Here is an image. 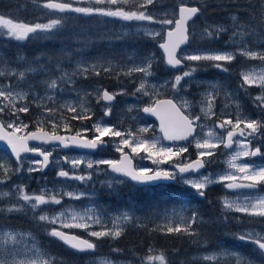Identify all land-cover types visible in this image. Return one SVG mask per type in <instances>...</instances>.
I'll list each match as a JSON object with an SVG mask.
<instances>
[{
  "label": "snow or ice",
  "instance_id": "1",
  "mask_svg": "<svg viewBox=\"0 0 264 264\" xmlns=\"http://www.w3.org/2000/svg\"><path fill=\"white\" fill-rule=\"evenodd\" d=\"M85 2V0H68V2H60V0H44L40 5L42 9L48 10L49 13H61L56 19H50L47 23H24L16 22L13 19L6 18L4 15H0V30H6V36L10 39L17 41H24L29 38L47 37L55 30L59 29L63 23L66 15L80 14L82 16H107L117 18L123 21H147L151 23L160 24L162 28L167 27V39L164 43H161L159 47L163 49L165 54V62L171 68H177L181 66L185 61L190 62H205L209 63L212 67H215L221 71H227L224 67L225 63L232 62L236 55L239 54L249 60H260L264 64V51H253L249 46L244 43L245 38L256 35V29L254 27H246L239 25L238 31H233L230 40L236 45V38L239 37V46L236 52H223L218 49H203L197 50L195 54H186L180 56L178 49L182 45H186L190 42L189 34V22L193 20L200 12L201 9L195 6L189 7L181 0L179 6L178 18L175 19H156L152 14H149L147 8L149 5H153L155 0H88L89 3L94 6L81 7L76 6ZM125 5L130 6L133 10H126ZM262 17H264V0H261ZM237 16H232L234 21L233 27L236 28ZM174 25V26H173ZM227 31L222 26H207L201 33L200 38L203 39H218L219 35ZM145 36L157 37L159 32H154L150 29L143 30ZM133 60V66L126 71L121 68V73L125 76H131L133 73H141L143 79L135 89V93H142L145 96L150 95L157 91L158 87L170 86L174 92H179L182 87V81L186 78L191 80L193 74L198 70L197 66H191L188 71H184L181 75L174 77L172 81H165L164 85L149 84V77L153 75L152 58L151 56L143 57L139 62ZM107 68L103 70L109 72L112 69V62L106 61ZM46 66H41L39 69L28 67L23 71L17 70L15 67H9L5 65V62L0 61V78L2 77H16L17 83L0 84V114H4L6 111L10 116H17L18 113L28 112L29 107L27 105L17 108V102L26 101L29 96V92L22 90L17 91L20 87V82L25 81L29 73L37 71H44ZM96 64L85 66L83 61H77V67L73 73L62 71L61 75L51 82L45 81L46 89L56 90L61 84L67 82L71 83L73 77L77 74H83L87 78L89 70H95ZM57 71H60V66L57 65ZM99 75V71L95 72ZM242 84L241 87L247 85L257 86L261 89V94L255 97L257 107L264 108V67L260 69H249L248 71L241 73ZM151 90V91H150ZM134 93V94H135ZM221 94L226 99L231 97V94L222 89V86L218 83H209L208 90L202 93V99L200 101L201 115L189 116L185 115L181 110L191 107V103L184 99L180 102V106H177L173 100H155L152 106H146L142 109L144 113H149L158 116L161 121V131L164 133L163 139L168 141H189L190 139L195 142V148L197 149V159L188 163H177L175 165V171L168 170L159 167V164L163 162H171L173 158L180 157L183 153H186L188 149L183 146L168 147L161 146L157 140H150L143 138L141 134L148 132V127H141L138 132H133L129 129L127 132H122L115 126H110L102 121H97L93 125L94 135L91 139L83 136L81 132H77L75 136L65 137L56 134L55 132L49 134L43 131L42 127H38L36 132H28L24 135H18L23 129H26L28 125L12 121L5 123L0 121V141L6 142L7 148H10L11 155L15 156L17 167L13 170L5 163H0V172H2V178H0V184L5 183L11 178V174L21 172L24 165L23 153H35L42 159L32 160L29 163L27 169L31 174L36 171H42L49 166L52 161V153L47 150H42L41 147H30L29 141H40L42 144H54L59 142V146L62 147H78L96 150L104 146L106 141L104 137L119 138V143L116 146V151L121 154L120 160L102 159V160H90L85 157L69 158L64 157L63 160L66 163L71 164L72 170L66 171L61 168L57 172L58 178L74 179L78 181H86L91 179V173L86 172L83 175H76V169L81 165H85L87 169L98 168L100 165H107L111 171L119 173L125 177H128L132 182L141 185L156 184L159 182H182L186 186L196 190V193L203 197L204 190L213 183H223L228 190L239 191L242 189L255 190L260 185H264V164H254L251 162H244L245 158H254L257 156H264V152H261V147L252 148V141L257 135L264 132V120L250 119L248 118L240 106L236 104L235 119L229 114L228 118H225L222 122L217 123L213 128H210L207 132H203L205 125L201 123V116L204 120H210L216 116L214 111L215 102L217 97ZM116 93H111L108 90H104L98 94V101L103 100L109 104L115 99ZM47 100L54 101L53 96H47ZM80 102L77 104L73 101H66L62 108L66 107L67 111L73 113V119L87 120L91 119L90 108L87 106L84 97L79 98ZM161 106H166L169 110L165 116L160 115ZM230 107L226 104L225 108ZM44 111L50 116L57 111L55 108L44 107ZM128 111H132L130 107ZM111 110L106 109L105 116H110ZM223 114V113H222ZM52 123L53 129L57 127V124L49 120ZM42 123V122H38ZM230 126V130H227V135L223 136L218 134L216 129L226 130ZM65 128H68L67 123L64 124ZM6 129H12L7 131ZM82 131L86 132L87 129ZM203 133V135H201ZM243 139H237V137ZM223 146L226 149H231L233 145L236 146V151L226 161L228 171L226 174L219 175L214 180L212 174L207 176H200L198 179L188 178L192 173H199V170L204 168L207 163H210L211 157H213L216 151ZM125 148L131 150V153L126 152ZM140 153H146L147 156L142 158H151L153 163L157 164L156 168L139 167L133 165V159L135 155ZM59 163V162H57ZM119 182V181H117ZM111 187V185H109ZM16 193L15 203L9 206L6 211L8 213L20 212L25 209H31L34 216L35 213L41 209L42 206L49 204L59 205L62 203L64 196L70 199L79 200L85 197L86 193H74L63 192L57 193L54 189L42 188L40 194H28L24 185H16L13 189ZM11 192L0 191V198L10 197ZM184 202H181L180 209L177 211L175 208L171 213L166 212L163 219L166 220V225L158 226L157 229L161 232L171 233H185L189 236L198 235L192 226L197 222V213L193 212L191 218L185 217L182 213L184 211ZM222 206L227 211H236L247 214L253 217L264 218V196L251 197L246 196L243 200H230L225 197L222 200ZM5 209L0 208V212ZM40 222L49 224L59 223L61 228L72 229L79 228L88 231L92 225H99L103 223L102 214L98 209L94 207L84 208L82 211L75 209L66 210L58 213L55 216H49L47 214L40 215L38 217ZM133 220V216L127 212L121 213L114 217L111 221V228H104L101 231H90L91 237H111L113 239L121 236L124 231V226ZM175 227L171 226L176 221ZM71 221V222H69ZM25 235L30 236L31 233L22 234L17 233L14 230L4 231L0 229V264H53L51 258H45L46 253L42 251L35 243L31 248L25 249V253L21 256V253L14 247L18 243V238L22 239ZM49 236L55 237L64 242L71 249L78 252H85L94 250L96 245L88 239H81L79 236L70 235L69 233L53 227L48 233ZM238 239L245 242L253 243L257 250L264 254V235L249 231L241 234ZM11 244L13 247L9 248ZM118 251V250H114ZM152 252L151 247L149 253ZM17 257H21L17 259ZM234 258L236 264H245L241 259L240 254L227 249L220 252L207 253L201 259L205 261H211L212 264H216L218 261ZM167 264L166 257L163 253L158 255L149 254L142 264ZM101 264H111L110 261H102ZM251 264V262H248Z\"/></svg>",
  "mask_w": 264,
  "mask_h": 264
},
{
  "label": "rangeland",
  "instance_id": "2",
  "mask_svg": "<svg viewBox=\"0 0 264 264\" xmlns=\"http://www.w3.org/2000/svg\"><path fill=\"white\" fill-rule=\"evenodd\" d=\"M60 1H66V0H60ZM85 1H87L86 3H89L88 0H85ZM157 1L161 2V5L160 6L150 5V7L147 8V11L149 12V14H152L154 17H156V19H161V18L175 19L177 17V7H175L174 4L168 3L167 0H157ZM188 1H191V3H194V5L197 4V6L202 10V14L199 16V18H197L195 21H193L192 23L188 25L189 34H190V42L188 43L186 48L182 49L179 52V55L181 57L186 54H195L197 50H203V49H218L223 52H236L237 47L239 46V43H238L239 37L236 38V41H237L236 45L233 44V41L230 40V37H232L233 31L240 30L238 27L239 25H244L246 27H254L256 29V35L246 37L244 43H246L249 46V48H251V50L253 51H264V37L263 38L259 37L260 35L259 32H262V30H261V26L258 25L257 19L255 18L257 8L254 6L253 3L250 4L248 7L245 4L249 2H240V0H233V2H225V0H188ZM33 2H40V5H41L44 2V0H35ZM239 2L244 3V5L243 4L241 5ZM28 5L21 3L17 5L16 7H13L12 9L0 8V15H4L6 18L13 19L16 22L35 24V23H39L38 20H41V19L42 20L46 19L45 22H48V19L52 15V13H49L48 10L38 8V7L32 9L31 8L32 6H28ZM235 10H237L238 12H236ZM25 12H28V13L25 14ZM232 16L238 17L237 21H235V24L237 25L236 28L233 27L234 21L232 20ZM120 21H123V20H120ZM125 22H133V21H125ZM263 22L264 20H262V23ZM126 25H129V24H126ZM133 25L135 26V30H136L135 32L140 33L137 36L143 37L148 42L147 45L144 44V47L141 46L142 43L138 42L139 49H141L144 52H152L151 71L153 75L148 78L149 84H155L158 86L164 85L165 81H172L174 80L175 76L181 75L184 71H188L189 68L187 67V65L189 64H193V63L208 64L205 62L185 61L184 66L178 69H170L165 64V66L167 67V69H169V71H175V72L172 74H162L159 71L157 64H154L153 62L155 60L153 59L155 58L154 57L155 52H160L158 49L153 48V42L156 47L157 43L163 40L164 33L168 28L167 27L162 28L160 24L151 23L147 21H137V23ZM207 26H213V27L222 26L226 28L227 31L221 33L218 39H203L202 40L200 38V33ZM262 26H264V24H262ZM144 29H150L154 32H159L160 35L157 37L145 36L143 32ZM79 34L83 35V33H79ZM18 59H19L20 65L15 64L13 67L15 68L20 67L21 71L25 70L28 67L36 68L34 66H31L29 63L27 65V62L23 64V62L25 61V58L23 55H19ZM139 60L140 59H137L136 62H139ZM0 61H3L1 57H0ZM232 62H237L238 65L236 66L226 65ZM232 62L225 63V68H227V71H221V70L216 69L215 67L210 66L208 68H205L203 72L201 73L195 72L191 80H188L186 78L184 81H182V87L178 93L172 91L170 86H167V87H158L156 92H153L148 96H145L142 93H135L136 87L143 79V76L141 73H133L131 76H129V80L133 82L132 87L130 88V92L125 91V89H122V88H111L110 87L109 89H107L104 87V85L101 82L95 81L94 78L90 75V73L96 75L95 74L96 71L103 70L104 68H107L108 65L103 66L104 68H100V66L99 67L97 66L95 70H89V72L87 73V78H85L83 74H77L73 77V80L71 83L65 82L61 84L60 87H58L54 91L46 89L45 81L51 82L52 79H55L58 76H60L62 71H66L71 74L74 72L77 66L74 69L68 67L69 68L68 70H61L58 74L43 75L42 77L34 76L32 81L21 83L20 87L17 88L16 90L17 91L22 90L24 92H29L30 94L27 97L26 101L17 102V108L27 105L29 107V111L18 113V118L17 116H10L8 112L6 111L4 114H2L3 120L5 123H10L15 120L17 124L23 123V124L28 125L26 129H23V131L18 134H25L29 129L32 130L38 127L43 128V125L49 120L54 121V119H58V121L63 124L64 122L69 120V117L67 116V108L66 107L62 108L61 105H63L66 101H73L78 104L80 102L79 98L84 97L87 106L90 108L91 119L85 120L84 122L86 123H76L74 128L72 129L73 133L81 132L83 136L93 137V135L95 134L93 125L97 121H102L103 123L107 125L115 126L122 132H127L129 129H131L133 132H138V129H140L141 127H148V129H150L151 131L148 130V132L141 134L143 138H147L150 140H157L159 142V145L161 146L173 147L174 145H176V146H183L188 149L186 153H183L180 157L173 158L171 162H163L159 164V167L175 171L176 170L175 165L177 163L183 164V163L189 162L190 160H193L194 158H197V149L195 148V142L190 139L189 141H185L179 144L165 143L162 140L160 134L155 130L156 125L152 121H150L149 117H145L140 112L141 107L146 104L151 105L153 101L157 99L158 97L169 94V96L173 97L176 100L179 106L182 100L184 99L188 100L191 103V107L188 109L182 108V110L190 117L198 116V115H201L200 101L202 99V93L208 90L209 83H218L222 86V89L224 91H227L228 93L231 94V97L229 99H226L223 94L217 97L216 102H215V107H214V111L216 112L217 115L212 117L210 120H204V118L201 116L202 117L201 123L205 125L203 132H207L210 128H213L217 123L222 122L225 118H228L229 114H231V117L235 119V113L233 114V112H234V108H236L235 106L237 103L241 105L245 102V101L243 102V100L247 99V100L253 101L257 107L258 102L255 101V97L261 94V89L257 86H251V87L247 85L243 87H241V85L238 86V84H242L241 73L248 71L249 69H253V68L260 69L261 67H264V64H262L260 60H255V59H253L250 62L249 59H246L245 57L239 54L236 55V58ZM5 65L9 66L8 64H6V62H5ZM132 66H133V60L130 59L129 61H127V64L125 66L120 67V68H118V65L112 64V67H115L118 69H111V70L116 71V72H121V68H123L126 71L128 68ZM238 78L240 79V81H238ZM231 81L233 82V84H231L232 83ZM106 83H108L109 85H113L111 81L106 82ZM0 84H4V83H0ZM104 90H110L112 93L117 94L116 95L117 99L114 103L109 104L107 102H104L103 100L98 101V94L102 93ZM53 95H54V101H49L46 99L47 96H53ZM117 100H119V102H117ZM226 104L230 105V107L225 108ZM45 106L49 108L57 109V111L51 115L52 118H50L51 116L44 111ZM130 107L132 108V111H128ZM109 108L111 110V114L110 116H105L104 112L106 109H109ZM245 115L250 119L261 120L259 116H253L250 114H245ZM72 121L74 122L75 119ZM38 122H42V123H38ZM32 124H35L36 126H33ZM151 127H153V129ZM83 129H87L88 131L84 132L82 131ZM229 129H230V126H228L226 130L216 129V131L218 132V134L226 136V131ZM201 135H203V133H201ZM239 139H243V138L240 137L238 138V140ZM109 141H110L109 142L110 145H108V147L105 149H102L104 147L100 148V153H98L97 155L91 156V155H82V154H71L66 157H69V158L85 157L86 159H90L93 161L109 159L105 155V152H108V153L117 152L116 146L119 143V138L109 137ZM258 146L261 147V152H264L263 132L257 135V137L252 141V144H251L252 148H255ZM44 147H47L46 149L47 151L52 149V146H44ZM236 150L237 149L235 145L231 149L223 148L220 151L221 153H223V156L218 157L217 155H214L212 159L209 158L211 162L208 163V166L209 168L213 167V169L203 170L201 173L197 174L196 176H189L188 178L198 179L200 176H207L209 174H212V178L216 180L219 177V175L226 174V172L228 171V166H227L226 161L231 156V154L235 152ZM125 151H128L129 153H131V150L128 148H125ZM2 155L3 153L0 151V157ZM145 156H147L146 153H140L139 155H135V158H134L135 166L156 168L157 164L153 163V159L142 158ZM24 159L26 160V162H25L24 169H22V172H26L25 174H29L27 171L29 167V163L32 160H36L38 158L28 155V156H25ZM244 162H251L254 164H264V156H257L254 158H245ZM221 163H223V165H221ZM217 165H221V166L218 167ZM81 166L80 168L74 171L75 172L80 171L82 169ZM16 167L17 166H12L10 168L14 170ZM61 167H63V162L61 160L60 153L57 152L54 158L52 159V169H60ZM67 167H69V171L72 170L71 164L67 163ZM45 170H42V172H44ZM100 172L102 171L98 169L97 173H100ZM14 174H17V173H14ZM32 180H35L41 189L45 188L46 179H40L39 177L33 178L32 176H29L23 185L31 186ZM62 180L64 179L62 178ZM213 184L215 185L219 183H213ZM16 185H21V182H17V181L16 182L15 181L6 182L5 181V183L1 184L0 191L11 192L12 195L9 198H12L13 200L11 201L12 203H9V202L5 203V201H0V208H3L6 210L9 206H11L13 203L16 202L15 201L16 193L11 188V187L14 188V186ZM182 185L184 184L182 183ZM187 187H190V186H187ZM57 188L61 190L62 192H74V193L83 192L87 194L85 197L93 196L92 192L90 191L79 190V189L70 187L66 185V183L64 182L59 183L57 185ZM261 189L263 188H261V186H258V188L255 190H261ZM252 191L253 190L248 191L247 189H242L239 191L230 190L231 193L229 192L228 196L220 197L214 204H216V206L223 207L222 200L225 197H227L230 200H237V199L243 200L244 197L246 196H251L253 198L258 197V196H264V193H253ZM194 193L196 194L197 198H200L196 192ZM4 198H7V197H4ZM4 198H0V200ZM70 200L71 202H68L67 204H65L61 208V210L52 212V216H55L58 213L62 211H66V210L75 209L77 211H82L84 208H87V207L96 208L94 203H92L91 201H85L84 198L79 199L81 200L80 204H78V202L76 204L75 201H78V200H74V199H70ZM158 215L160 217H164V214L159 213ZM245 216H248V217H251L257 220L256 217L249 216L247 214H245ZM257 218H261V217H257ZM162 221L165 222L164 220ZM176 223L177 221L173 224L175 225ZM57 224L60 226L59 223ZM0 229H3L4 231L14 230L17 233H22V234L31 233L30 236L25 235L22 239L18 238V243L15 244L14 246L16 250H18L21 253V256L24 255L25 249L31 248L33 246V243H35V245H37L40 249H42L44 253L47 254L45 258L52 259L53 264H101L102 261H110L111 264H138L136 260L115 258L113 257V255H111V253H108L107 250L105 252H102L101 254L95 253L96 251L95 250L91 253H84L83 255V253L76 252V251H73V249H68L64 247L63 245L59 244L54 239H52L51 241V239L49 238V236H47V234L41 235L39 233L32 232L29 230L27 231L23 229L6 228L3 226H1ZM90 231H101V230H90ZM249 231H254L256 233H260L261 235H264V230L262 229L248 228V230L242 231L240 233L238 232L236 236L238 238L241 234L249 232ZM223 238L224 237H222V239ZM205 241L207 242L208 240H205ZM241 242L242 241H240L239 243L241 244ZM211 243H212L211 247L204 248L200 252L191 251V252L186 253V251L185 252L182 251L177 254L172 253L169 256L167 255L166 262L167 264H182V261L184 259L185 260L187 259V262H191V261L201 259L207 253H212V252L218 253L222 250L227 249L229 251H234V252L239 253L241 259L245 262V264H248V262H251V264H259L257 260H252L248 256H244L241 251L235 249L234 247L230 245L228 246L222 243V241H220V238H218L217 241L213 240ZM8 247L11 248L13 247V245L9 244ZM254 248H255L254 246L252 247L248 246V249L250 250H253ZM259 257L264 258L262 254H260ZM20 258L21 257H17V259H20ZM226 260H232L236 264V260L234 258L225 259L222 261H226ZM156 263H159V262L157 261Z\"/></svg>",
  "mask_w": 264,
  "mask_h": 264
},
{
  "label": "trees",
  "instance_id": "3",
  "mask_svg": "<svg viewBox=\"0 0 264 264\" xmlns=\"http://www.w3.org/2000/svg\"><path fill=\"white\" fill-rule=\"evenodd\" d=\"M35 0H0V8L4 9H12L17 5L24 3L29 4L28 6H32L31 8H41L40 2H33ZM168 3L174 4L175 7L180 5L181 0H167ZM186 4H194L191 1L184 0ZM42 3V2H41ZM240 3V2H239ZM254 4L257 8L256 16L258 25L261 26V30L264 34V17H262V9L261 2H249L248 5ZM241 5L244 3H240ZM245 4V5H247ZM161 2H155L153 6H160ZM197 5V4H195ZM76 6L81 7H90L94 6L93 4L83 2ZM152 6V7H153ZM126 10H131L130 6H124ZM150 7V5L148 6ZM205 10V8H204ZM251 12V11H250ZM28 12H25L27 14ZM205 13V12H203ZM61 13H52L49 17L50 19H56ZM11 16V15H10ZM199 18V17H197ZM35 21V20H34ZM45 20H38L39 23H47ZM120 19L107 17V16H82L80 14H69L64 18L63 25L55 30L53 33L48 35L47 37L40 38H29L24 41H17L15 39L7 38L6 30H0V57L6 64L10 67H13L15 64L20 65L18 56L23 55L25 61L23 64L27 62L31 65L39 69L41 66H46L44 71H37L34 73H29L25 79V81L20 82L25 83L28 81H32L34 76L42 77L43 75H53L58 74L61 70H68L70 59L72 57H85V58H96L98 61H108L110 58H120L127 59L128 61L134 56V54L138 53L139 45L138 42L143 40V37L138 36H128V35H119L116 31H119L117 26L120 24ZM83 37L81 34L82 33ZM81 38L83 40L82 44ZM85 41V42H84ZM72 48L70 50L68 48ZM153 48L155 44L153 42ZM67 52H66V51ZM118 56H117V55ZM155 59L153 62L157 64L159 71L162 74H172L175 71H169L167 67L163 63L162 55L160 52H155ZM127 64V63H126ZM57 65L60 66V71H57ZM102 65V64H101ZM123 65V64H122ZM226 65L235 66L234 62ZM186 66V65H185ZM191 66H197L198 70L196 72H203L205 68L210 67L208 64H199L193 63L187 65L188 68ZM123 67L118 65V68ZM186 67V68H187ZM212 67V66H211ZM225 67V64H224ZM100 68H104L100 66ZM112 67V69H118ZM157 69V68H156ZM18 72L21 71L20 67L17 68ZM99 75H94L90 73V75L94 78L95 81L101 82L105 88H122L125 91L130 92V88L132 87V81L129 80V76H125L123 74H119L121 72L109 71L105 72L103 70L99 71ZM111 81L113 85H109L106 82ZM0 83L15 85L17 83L16 77H2L0 78ZM167 94L166 96H168ZM120 97V96H119ZM25 103V102H24ZM73 113L67 111V116L69 120L64 122L63 124L58 121V119H54V123L57 124V127L53 129L52 123L46 122L43 125V128L48 130H53L55 132H71L76 123H86L85 120L75 119L73 117ZM52 118V116L50 117ZM49 118V119H50ZM67 123L69 125L68 128L64 127V124ZM36 126L35 124H32ZM228 191V189H226ZM209 191H212L209 199L203 200L201 202H197L199 198H197L196 190L191 189L190 187L181 185L177 182H170L168 188V209L172 211L174 208H178L177 200L178 197L182 196L184 198L185 203V217L191 218L193 212H189L188 208L192 206H197V222L192 226L193 230L198 233L195 236H189L183 232L181 233H171L168 234L166 232H161L157 229L158 226L165 225L160 221H156V219L152 220L151 225H147L146 227L137 228L135 230H129L126 232V237H124V243H121L117 246H105V250L108 253H111L115 258L121 259H129L133 258L138 262V264H142L144 258H146L149 254L158 255L163 253L165 257L171 255L172 253H180V252H200L204 248H209L212 246L213 240H218L221 237L222 233L228 237L230 241L229 244L235 249L242 252L244 256H248L252 260H257L259 264H264V258H260L261 252L257 250L255 247L253 250L248 249L249 244H245L244 246H236V237L231 236L228 231L225 229L218 230L217 236L215 237L216 232L211 231V224L209 219L210 211L208 208L218 207L216 206L215 197L218 196L216 194V189L209 188L205 193L208 194ZM209 196V195H208ZM155 199V198H153ZM190 205H189V204ZM211 206V207H210ZM196 213V212H195ZM171 226L175 227L174 224ZM234 235V234H233ZM205 240H208L207 242ZM196 241V242H194ZM204 242V243H203ZM229 246V245H228ZM151 247L152 252L149 253V248ZM242 249V250H241ZM118 250V251H114ZM253 251V252H252ZM264 256V254H262ZM159 264V263H156ZM182 264H212V262L205 260H195L191 262H187V259L182 261ZM216 264H235L232 260L219 261Z\"/></svg>",
  "mask_w": 264,
  "mask_h": 264
},
{
  "label": "flooded vegetation",
  "instance_id": "4",
  "mask_svg": "<svg viewBox=\"0 0 264 264\" xmlns=\"http://www.w3.org/2000/svg\"><path fill=\"white\" fill-rule=\"evenodd\" d=\"M67 1V0H66ZM87 2V1H85ZM155 2H158L157 0H155ZM225 2H233V0H225ZM237 2V1H236ZM240 2H261V0H240ZM249 7V5H246ZM131 10H133L132 8H130ZM129 10V9H128ZM236 12H238L237 10H235ZM239 14V13H237ZM137 23V21H133V22H125V21H121L120 24L117 26V28H119V31H116L117 34L119 35H128V36H137L140 33L135 32V26L133 24ZM129 24V25H126ZM131 24V25H130ZM82 32V31H81ZM84 34V32H82ZM260 34V35H259ZM259 37H264L263 32H259ZM83 37V35H82ZM140 37V36H138ZM83 40L81 38V44H82ZM85 42V41H84ZM139 43H142V47H144V44L147 45L148 42L143 39L140 40ZM254 44V43H253ZM69 51L73 50L71 47L68 48ZM138 53L134 54L135 61L137 59H141L143 57H147V56H152V52H144L141 49H138L137 51ZM117 55V54H116ZM118 56V55H117ZM132 60V59H131ZM77 61H83L85 66L88 65H93L96 64L98 67L99 66H105L108 65L106 62H104L102 60L98 61L96 60V58H85V57H74L72 59H70V63H69V68H75L77 66ZM108 61H111L113 65H122L125 66L127 63V59H123V61L120 58H110ZM102 64V65H101ZM238 81H240V79L238 78ZM232 82V81H231ZM233 84V82L231 83ZM241 84H238V86H240ZM237 86V87H238ZM166 97V96H163ZM161 98V97H160ZM155 101V100H154ZM153 101V103H154ZM245 101V102H244ZM117 102H119V100H117ZM243 104L239 105L240 106V110L243 111L244 114H250L253 116H259L261 120H264V108H260V107H256V105L254 104L253 101L251 100H243ZM153 103L151 105H153ZM246 104V105H244ZM236 112V108H234V112L233 114ZM148 119V118H147ZM150 121H152L155 125L156 123L154 122V120L152 118H150ZM202 119V117H201ZM0 121H3V115L0 114ZM157 126V125H156ZM153 129V127H151ZM6 130H11V129H6ZM31 129H29L28 131H30ZM156 130V128H155ZM230 130V129H229ZM27 131V132H28ZM149 131H151L149 129ZM157 131V130H156ZM62 133H70V134H76L71 132H62ZM264 134V132H263ZM19 135H24V134H19ZM226 135H227V131H226ZM87 137V136H85ZM88 138H92L91 136H88ZM240 138L239 136L237 137V139ZM107 143L106 146H104L105 149L108 147L109 144V137H104L103 138ZM174 144V143H173ZM41 147L42 150H46L47 147H44L42 144H30V147ZM234 146V145H233ZM58 147V148H57ZM100 148L97 149L95 152H85V151H78L76 149L73 148H69L66 150H62L60 148V146H52L51 150H48L49 152L52 153V157H51V161L54 158L55 154L57 152L60 153L61 155V160L63 162V168L66 171H69V167H67V163L63 160L64 157L69 156L71 154H82V155H97L98 153H100ZM224 147L221 145L220 148L217 150V153H215V155H217L218 157L223 156V153H221L220 151L223 149ZM58 149V150H56ZM0 151L3 153V155L0 157V163H5L8 167H12V166H17V162L16 160L10 158V156L8 155V153L0 148ZM128 152V151H126ZM105 155L112 160H120V156L121 154L119 152H114V153H108L105 152ZM23 157H25L24 155H22ZM213 157H211L212 159ZM24 161L26 162V160L24 159ZM134 161V166H135V159H133ZM191 161V160H190ZM189 161V162H190ZM25 162L23 165V169L25 166ZM188 163V162H187ZM221 165H223V163H221ZM221 165H217L218 167ZM82 169L80 171L75 172L76 175H83L86 172H90L91 175V179L90 180H86V181H78V180H74V179H65L62 180V178H58L57 177V172L61 170L60 169H52V163L49 165V167L44 171H36L33 172L31 174H25L26 172H18L17 174H11V178L8 179L6 182H10V181H17V182H21V184L23 185L24 182H26L27 178L29 176H32L33 178H37L39 177L40 179H46V186L45 188L47 189H54L55 192L57 193H63L61 190H59L57 188V185L59 183H66V185L79 189V190H86V191H90L92 192L93 196L90 197H83L85 199V201H91L92 203H94L95 207L100 211V213L102 214V219H103V223L99 224V225H92L88 231H85L83 229H79V228H72V229H66V228H61V226H59L58 224H49V223H45V222H40L38 220V217L40 215H43V213L52 216V212L55 211H59L61 210V208L67 204L68 202H71L70 198H68L67 196H64L62 199V203L59 205H55V204H49L46 206H42L40 210H38L35 213V216L32 212L31 209H25L23 211L20 212H14V213H8L6 210L3 211L2 213H0V225L6 228H13V229H23V230H29L32 232H36L39 233L41 235L47 234L52 230L53 227L58 228V229H63L65 231H69L72 233H75L78 236H81L85 239L90 240L92 243H94L96 245L94 251L95 253H102L105 252L106 250L104 249L105 246H117L121 243H124V237H126V232L131 230H135L137 228H142V227H146L147 225H151L152 220L156 219V221L158 222H163L162 220L163 217H160L158 214H164L166 212L171 213V211L168 209V188H169V183L170 182H159L156 184H148V185H137L135 183H133L132 181L115 174L114 172H111L110 168L107 165H100L98 168H93V169H87L85 167V165L81 166ZM101 170L102 172L97 173V170ZM209 169H213V167L209 168L208 163L205 165L204 168L200 169L199 173H201L203 170H209ZM198 173V174H199ZM196 174L192 173L190 176H196ZM0 178H2V172H0ZM123 178V180H122ZM62 180V181H61ZM119 181V182H117ZM179 184L182 185V182H177ZM111 185V187L109 186ZM1 186V184H0ZM25 186V185H24ZM261 190H253V193H264V185H260ZM12 189H14L13 187H11ZM209 188H214L216 189V194L218 193V196L215 197V202L223 196H228V193L230 192V190H226L224 184H213L211 186H209L206 190H208ZM25 190L28 194H40V186H38V184L36 183L35 180H32V185L31 186H25ZM205 190V191H206ZM204 191V192H205ZM249 191V190H248ZM232 192V191H231ZM230 192V193H231ZM212 191H209L208 194H204L203 197L199 196V200H197V202H201L203 200L209 199L211 196ZM209 195V196H208ZM155 198V199H153ZM13 199L12 198H4L0 201H5V203H12ZM184 202V198L182 196L178 197L177 200V204H178V208L176 209L177 211H179L180 209V205L181 202ZM76 204L78 202V204L81 203V200L75 201ZM189 204V203H188ZM190 205V204H189ZM184 207V211H183V215L185 214V203L183 204ZM211 207V206H210ZM208 210L210 211V215H209V219H210V224H211V231L214 232H219L218 230H222L225 229V231L231 232L230 235L231 236H236L237 233L248 230V228H254V229H262L264 230V218H257V220L245 216L244 213H240V212H236V211H227L225 210L223 207H212V208H208ZM189 212H198L197 211V206H192L188 208ZM127 212L130 215L133 216V220L131 222H129L127 225L124 226V231L122 232L121 236H119L118 238H111V237H101V238H96V237H91L89 235V231L90 230H103L104 228H111L112 227V219L118 215H120L121 213ZM215 217V218H214ZM165 222H163L164 224H166V220H164ZM179 221L177 220V223ZM0 226V227H1ZM217 232L215 234V237L217 236ZM234 232V233H232ZM235 234V235H233ZM222 237H224L222 239ZM49 238L54 239L55 241H57L59 244L63 245L62 243H60V241L55 238V237H51L49 236ZM220 241H222V243L226 244V245H233V244H229V240L227 239L225 233L221 234ZM236 243L234 245L240 247L242 245L245 244H249L250 246L254 245L251 242H245L242 241L241 244L239 243L241 240L238 239L236 237ZM240 240V241H239ZM64 246V245H63ZM65 247V246H64ZM67 248V247H66ZM76 251V250H73ZM78 252V251H76ZM80 253H91V252H80ZM134 260L133 258H129Z\"/></svg>",
  "mask_w": 264,
  "mask_h": 264
},
{
  "label": "water",
  "instance_id": "5",
  "mask_svg": "<svg viewBox=\"0 0 264 264\" xmlns=\"http://www.w3.org/2000/svg\"><path fill=\"white\" fill-rule=\"evenodd\" d=\"M60 2H63V1H60ZM180 6V5H179ZM179 6L177 7V17L176 18H178V13H179ZM187 6H189V7H192V6H195V7H197V5H194V4H187ZM195 18V17H194ZM193 18V19H194ZM190 23V22H189ZM174 26V25H173ZM189 28V27H188ZM168 30V29H167ZM167 30L165 31V33H164V36H163V40L161 41V42H159L158 43V48H159V50H160V52H161V54H162V56H163V60H164V62H165V54H164V51H163V49H161L160 47H159V45L161 44V43H164L165 42V40L167 39V36H166V33H167ZM187 45L188 44H186V45H182L181 46V48L180 49H178L177 51H178V53L180 52V50H182V49H184V48H186L187 47ZM165 64H166V62H165ZM166 66L168 67V68H170V69H178V68H180V67H183L184 66V63L181 65V66H178L177 68H171L170 66H168L167 64H166ZM109 92H111L110 90H108ZM112 93V92H111ZM169 99H171V100H173L174 101V103H176L177 104V106H179L178 105V103L173 99V98H170V97H162V98H158V100H161V101H163V100H169ZM115 100H116V96H115V99L110 103V104H112V103H114L115 102ZM157 100V99H156ZM105 102V101H104ZM108 103V102H107ZM155 103V102H154ZM146 106H149V105H144L142 108H141V113L144 115V116H146V117H150V118H152L153 120H154V122L156 123V125H157V128H156V130H157V132L160 134V136H161V138H162V140L164 141V142H166V143H182V142H184V141H176V142H173V141H168V140H164L163 139V135H164V133L161 131V121H160V119L158 118V116H156V115H152V114H149V113H144L143 111H142V109L144 108V107H146ZM152 106V105H151ZM182 110V109H181ZM167 111H169L167 108H166V106H161V108H160V115H162V116H165L166 115V113H167ZM183 111V110H182ZM184 112V111H183ZM184 114L185 115H187L185 112H184ZM7 131H9V130H7ZM10 131H12V130H10ZM9 131V132H10ZM37 131V129H34V130H31V131H29V132H36ZM43 131L44 132H47V133H49V134H51L52 132L50 131V130H48V129H44L43 128ZM27 134V133H26ZM56 134H58V135H61V136H65V137H72V136H75L76 134H69V133H59V132H57ZM19 135V134H18ZM88 138V137H87ZM88 139H90V138H88ZM28 143H38V144H42L40 141H29ZM107 143V142H106ZM106 143H105V145H106ZM44 145H59V142H55L54 144H44ZM104 145V146H105ZM61 147V149L62 150H66V149H69V148H73V149H76V150H79V151H87V152H95L96 150H91V149H85V148H78V147H74V146H71V147H67V148H65V147H62V146H60ZM103 147V146H102ZM0 148H2V149H4V150H6L7 151V153L10 155V157H12L14 160H16V158H15V156H13V155H11V150H10V148H7V145H6V142H4V141H0ZM23 154H31L32 156H34V157H37V158H40V159H42V157H40L38 154H35V153H23ZM22 154V155H23ZM120 159H121V156H120ZM197 158H195V159H193L192 161H194V160H196ZM133 165H134V161H133ZM48 167V166H47ZM46 167V168H47ZM46 168H44L43 170H45ZM111 170V169H110ZM200 171V170H199ZM111 172H113V171H111ZM115 173V172H114ZM115 174H117V175H120V176H122V177H124V178H126V179H128V180H130L128 177H125V176H123V175H121V174H119V173H115ZM194 174H196V173H194ZM131 181V180H130ZM133 183H135V182H133ZM135 184H137V183H135ZM137 185H141V184H137ZM60 230H62V229H60ZM62 231H64V230H62ZM66 232V231H65ZM67 233H69V232H67ZM70 235H76V234H74V233H69ZM77 236V235H76ZM81 239H84V238H82V237H80ZM59 240V239H58ZM62 244H64V242L63 241H61V240H59ZM65 246H67L66 244H64ZM67 247H69V246H67ZM70 248V247H69ZM89 251H92V250H89Z\"/></svg>",
  "mask_w": 264,
  "mask_h": 264
},
{
  "label": "bare ground",
  "instance_id": "6",
  "mask_svg": "<svg viewBox=\"0 0 264 264\" xmlns=\"http://www.w3.org/2000/svg\"><path fill=\"white\" fill-rule=\"evenodd\" d=\"M198 7V6H197ZM199 8V7H198ZM202 14V10H201V12L192 20V21H190V23H192L193 21H195L196 19H197V17H199L200 15ZM189 23V24H190ZM217 44V43H216ZM259 44V43H258ZM157 48H158V43H157ZM158 50H159V48H158ZM160 51V50H159ZM259 63V62H258ZM215 218V217H214Z\"/></svg>",
  "mask_w": 264,
  "mask_h": 264
}]
</instances>
